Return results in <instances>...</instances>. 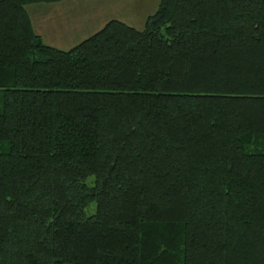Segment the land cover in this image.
Here are the masks:
<instances>
[{
	"label": "trees",
	"instance_id": "obj_1",
	"mask_svg": "<svg viewBox=\"0 0 264 264\" xmlns=\"http://www.w3.org/2000/svg\"><path fill=\"white\" fill-rule=\"evenodd\" d=\"M60 1L0 0V264H264V0L67 50L26 11Z\"/></svg>",
	"mask_w": 264,
	"mask_h": 264
},
{
	"label": "rangeland",
	"instance_id": "obj_2",
	"mask_svg": "<svg viewBox=\"0 0 264 264\" xmlns=\"http://www.w3.org/2000/svg\"><path fill=\"white\" fill-rule=\"evenodd\" d=\"M108 1L109 0H65L66 4H64V6H61L60 8L56 6L55 8H53V10H50L48 12L50 21L56 25V27H54L52 30V33L56 34L54 38L58 39L57 37H64V35L69 31H73L71 32L70 38L67 39L68 41L63 45H58L59 43H57V41H54L55 43L46 45L55 47L60 50H67L77 42L95 32L98 28L100 29L101 25L99 23L104 18H107L106 22L108 20L114 19L124 23L127 26L139 30L143 24L144 18L155 10L158 3V0H111L112 6L114 7L113 10H106L103 5L98 6L100 2L107 3ZM100 8L105 9L106 13H103L99 18L100 14L97 15L95 12H93V10L98 12ZM26 11L29 19H32L34 22L36 20H41L42 23H40V27L44 25V22L46 20L45 14L41 16L40 13L37 14L28 7H26ZM81 11H83V14H85V16L82 17L80 13ZM69 13L74 14V16L79 14V18L81 20L79 24L77 23L78 25L76 24V22L70 21V25L64 28V18L67 20ZM92 14H95L94 20L92 23H90V21H92ZM74 16L72 18H74ZM86 16L90 17V20H82V18H86ZM88 22L90 24L86 28H84V25H86ZM93 23L97 24L94 26ZM92 210L93 209L90 208L87 210V212H91Z\"/></svg>",
	"mask_w": 264,
	"mask_h": 264
},
{
	"label": "crops",
	"instance_id": "obj_3",
	"mask_svg": "<svg viewBox=\"0 0 264 264\" xmlns=\"http://www.w3.org/2000/svg\"><path fill=\"white\" fill-rule=\"evenodd\" d=\"M68 2V1H67ZM64 4H66V2H65V0H62V1H60V2H57V3H52V4H39V5H31V6H28V8H30L31 10H33L34 12H36L37 14H39L40 13V15L41 16H43L44 14H45V17H46V20H45V22H44V25L42 26V27H40V23H42V21L41 20H36L35 22L32 20V19H30V23H31V26H32V30H33V32L36 34V35H38L39 37H40V39H41V41L43 42V43H45V44H50V43H55L54 41H57V43H59L58 45H63L64 43H66L68 40L67 39H69L70 38V36H71V32L73 31V30H71V31H69L67 34H63L64 35V37H57L58 39H56V38H54V36L56 35V34H54V33H52V30H53V28L54 27H56V25L53 23V22H51L50 21V17H49V14H48V12L50 11V10H53V8H55L56 6L58 7V8H60L61 6H64ZM101 5H103V7L107 10V9H111V10H113V6H112V2H111V0H109L107 3L105 2V3H103V2H100L99 4H98V6H101ZM105 9H101L100 8V10L98 11V12H96L95 10H93V12H95L97 15H99L100 14V16H99V18L101 17V15L103 14V13H106V11H105ZM81 13V15H82V17L83 16H85V14H83V11H81L80 12ZM92 13V12H91ZM111 13V12H110ZM94 15L95 14H92V21H90V23H92L93 22V20H94ZM109 15V14H108ZM74 16V14H71V13H69L68 14V21L64 18V23H65V25H64V28H66L67 26H69L70 25V21H72V22H76V24L78 23L79 24V22H80V16H79V14H77L76 16H74V18H72ZM41 19H43V18H41ZM87 19H89L90 20V17H87L86 16V18H82V20H87ZM110 19H111V16H110ZM96 20V19H95ZM106 20H107V18H104V19H102V21H100V25H101V27L106 23ZM63 23V24H64ZM89 22L86 24V25H84V24H81V25H84V28H86L89 24H90ZM77 24V25H78ZM94 24V26L97 24V23H93ZM76 25V26H77ZM100 27V28H101ZM97 30H99V28L97 29ZM96 30V31H97ZM94 31V30H93ZM94 33V32H93ZM91 35V34H90ZM78 43V42H77ZM52 47V46H51ZM55 48V47H54Z\"/></svg>",
	"mask_w": 264,
	"mask_h": 264
}]
</instances>
